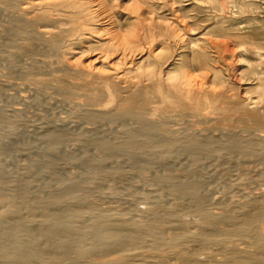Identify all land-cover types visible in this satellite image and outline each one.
<instances>
[{"label": "bare ground", "instance_id": "1", "mask_svg": "<svg viewBox=\"0 0 264 264\" xmlns=\"http://www.w3.org/2000/svg\"><path fill=\"white\" fill-rule=\"evenodd\" d=\"M102 2L22 0L11 12L24 30L39 21L59 19L67 24L32 30L41 44L57 53L53 68L62 72L35 83L45 82L66 97L83 96V103L72 102L82 118L138 124L110 140L84 139L85 146L134 159L150 170L149 159L156 155L159 160L158 154L167 150L190 156L192 163L194 156H217L223 146L211 131H218L232 150L252 155L259 149L255 154L264 160V68L258 71L249 64V77L236 89L229 88L216 71L207 75L212 58L209 42L201 36L208 33V26L185 25L194 27L192 35L200 36L190 35L178 46L181 51H169L170 44L177 43L173 31L153 22L145 26L138 5L137 21L124 28L104 16ZM14 36L10 42L18 46L26 35L19 31ZM58 41H71L78 50L64 43L61 49ZM263 49L264 44L257 43L253 51L261 64ZM193 72L212 77L211 85L196 79ZM102 98L106 104H97ZM196 115L206 133L199 132L198 137L160 133V125L172 117ZM241 132L249 135L243 137ZM52 138L66 139L62 132H53ZM92 167L97 170L101 163L95 160ZM172 174L165 176L175 180L170 199L147 200L143 193L144 202L128 208V216L115 207L92 203L85 177L69 180L43 199L31 197L25 188L18 193L0 188V264H264V191L230 200L231 206L227 199L207 202L199 182ZM132 209L139 214L134 216Z\"/></svg>", "mask_w": 264, "mask_h": 264}, {"label": "rangeland", "instance_id": "2", "mask_svg": "<svg viewBox=\"0 0 264 264\" xmlns=\"http://www.w3.org/2000/svg\"><path fill=\"white\" fill-rule=\"evenodd\" d=\"M21 4L22 0H0L2 191L18 193L25 188L31 197L41 196L43 199V195L48 198L51 191L66 186L69 180L78 181L85 177L89 200L99 207H115L125 213L124 216H128L127 209L134 207L135 203L138 205L144 202V198H141L143 193L147 200L166 198L175 180L168 178L172 180L170 182L165 176L172 173L182 174L185 180L199 182L200 192L209 198L207 202L212 198L214 201L219 199L218 202L227 199L231 206L230 200L264 191V160L256 156L259 149L255 150L256 154L253 152L255 155L239 154L234 147L232 150V146L218 131H211L213 139L223 146L217 156H194L192 163L190 156L167 150L158 154L160 161L155 159L156 155L154 159V156L149 159L150 170L142 169L134 159L105 154L94 147L85 146L84 139L101 136L110 140L118 131H128L135 124L130 121L109 122L82 118L80 116L83 115L76 111L78 108L72 102L75 100L83 103V96L75 93L73 98L69 96L70 99L45 82L35 83L34 80H44L62 72L53 68L55 63L52 61L58 57L57 53L41 44L34 31L47 28L54 30L56 26L67 24L59 19L49 23L39 21L31 29H21L12 14ZM136 5L142 9L145 26L153 22L156 27L173 31L177 43H171L169 51H181L182 48L177 49L178 46L194 34V27L187 28L185 25L208 26V33L201 36L209 42L207 51L212 58L211 70L207 75L216 71L229 88L236 89L243 82V78L248 76L249 64L257 66L258 71L263 70L264 63H259L253 51L255 44H264V0H103L101 11L105 13L104 16H111L125 28L137 21L134 10ZM19 31L26 36L19 41L18 47L11 44L10 39H15L17 36L14 33ZM58 42L61 49L65 44L78 50L77 45L71 44V41H63L64 44ZM211 43L217 46L213 47ZM192 75L205 82V85H211L212 77L207 79L198 72ZM248 86L251 87V84ZM96 103L103 105L106 100L102 98ZM198 116L177 117L179 120L174 116L160 125V133L164 136L198 137L199 132L206 133L202 130L204 124L198 121ZM53 132L64 133L66 139L63 142L51 139ZM241 134L243 137L249 135L248 132ZM95 160L101 163L97 170L92 167ZM114 171L116 174L112 175ZM215 206L220 207L219 203ZM132 213L136 216L139 214L135 209H132Z\"/></svg>", "mask_w": 264, "mask_h": 264}]
</instances>
